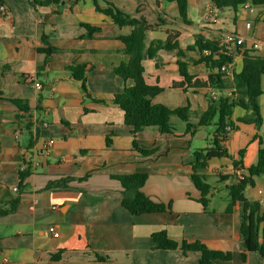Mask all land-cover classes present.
<instances>
[{
	"label": "crops",
	"instance_id": "1",
	"mask_svg": "<svg viewBox=\"0 0 264 264\" xmlns=\"http://www.w3.org/2000/svg\"><path fill=\"white\" fill-rule=\"evenodd\" d=\"M94 1L63 0L59 7L35 8L29 0H0L8 9L7 15L0 13V204L19 198L13 213L0 217V264H201L198 252L184 255L179 249L153 250L152 235L162 230L178 242L200 241L212 250L232 254L230 261L216 264H244L243 204L226 212L227 187L236 174L233 160L214 158L201 171L208 183L214 178L221 182L216 181V188L211 186L207 207L199 201L201 193L191 179L194 151L210 146L219 118L192 134L174 116L173 134L150 127L135 139L123 110L112 102L114 95L134 84L114 72L130 60L120 35L131 28H120L98 13ZM96 1L101 6L105 1L112 3L131 17L143 16L155 26L148 33L147 47L152 41H164L169 32L180 33L183 49L199 33L221 43L231 32L244 38L226 78L225 94L236 91L233 74L242 71L245 52L264 57V49H252L256 41L264 44V5L249 2L233 11L211 7L212 0H188L190 24H185L175 1ZM84 24L101 31L90 35ZM43 36L48 44L43 43ZM48 47L54 51L46 53ZM198 57L196 52H187L185 60L189 72L205 80L208 70L204 64L193 63ZM177 60L175 52L165 50L144 60L147 83L163 88L153 103L171 109L189 105L190 121L198 125L209 100L217 99L219 93L198 86L185 91L180 87L183 78ZM76 68L84 69L92 98L86 97L81 82L75 79ZM29 77L41 83L40 90ZM262 84L264 87V76ZM13 99L22 104L18 106ZM260 104L264 114V94ZM248 114L241 107L234 109L231 120L236 129L224 143L244 169L256 164L257 136L264 129L238 121ZM50 139L55 144L44 153L42 147ZM134 140L140 148L156 149V153L143 156ZM240 151H244L242 157ZM27 166L31 174L21 185L20 172ZM134 173L148 174L142 191L171 205L170 212L136 216L123 208V187L116 177ZM63 179L68 180L65 186L48 188L51 182ZM221 191L225 198L219 199ZM245 196L259 202L264 212V174L246 189ZM263 238L264 232L261 241ZM57 253L61 255L54 260L52 255ZM246 264H264V257L249 252Z\"/></svg>",
	"mask_w": 264,
	"mask_h": 264
},
{
	"label": "trees",
	"instance_id": "2",
	"mask_svg": "<svg viewBox=\"0 0 264 264\" xmlns=\"http://www.w3.org/2000/svg\"><path fill=\"white\" fill-rule=\"evenodd\" d=\"M35 7L56 5L61 6L63 0H29ZM175 1L178 6V15L180 20L185 24H190L188 21V0H169ZM95 10L109 17L115 25L120 28L130 27L131 31L128 34L120 35L121 41L125 48L123 52L130 56V60L122 63L114 69L115 74L123 78L125 81L133 80V86L126 87L122 93L114 95L112 102L124 112L125 124L132 129V134L136 139L137 135L150 127L158 128L162 134H173L175 127L172 124V117L176 116L187 125V130L190 133L199 126H209L213 124L215 118H219L217 129L210 141V146L194 151L196 157L193 166L192 182L201 193L199 201L204 207H207L211 196V185L207 182V175L201 173L208 167L210 160L214 158H231L235 169L241 170V177L237 173L234 175L235 181L227 187L228 206L227 213L233 211L237 203L243 204V222L241 224V234L245 242V250L242 253L243 263L247 262V254L249 252H258L264 257V212H261V205L257 201H250L245 196V191L248 187L254 186L256 178L264 174V129L261 134H258L259 151L256 164L244 169L241 160H235L224 147L223 139H228V134L236 129L231 117L236 107H241L249 114L246 117L239 118L242 123L255 124L259 129L264 128V114L262 113L260 97L264 94L262 79L264 76V57L251 56L245 52L243 69L238 74H233L234 85L236 91L232 94H225L228 88L226 78L229 74L222 70V67H232L234 63L235 53L230 50L229 46L216 39L207 38L199 33L195 35V41L192 45L183 49L180 45V33L169 32L167 38L162 40L152 41L147 47V36L150 31H153L155 26L149 24L146 18L131 17L117 8L114 4L106 2L103 6L99 5L95 0ZM251 2L254 5H264V0H212L214 6L218 9L230 8L237 11L239 6L246 5ZM161 20V19H160ZM162 21V20H161ZM163 22V21H162ZM90 35L95 32H100V27H92L84 24ZM43 43H47V37L43 36ZM159 50L175 52L178 58L177 64L179 72L183 78L180 83L185 91L189 88L207 87L214 92H218L217 99H210L208 109L201 115V120L198 125L191 123V110L189 105L171 109L160 103H153V98L163 91V88L158 85L147 83L145 78L144 60L154 59ZM54 49L48 47L46 53L53 52ZM187 52H196L198 59L194 60V64H204L208 70V75L205 80L198 79L195 75L189 72V63L185 60ZM75 79L82 84V88L87 98H92L85 85V71L82 68L74 70ZM3 93L0 91V96ZM20 106L22 102L17 99L12 100ZM104 103L105 101H99ZM29 130L32 124L28 125ZM230 128V129H228ZM135 149L143 156H151L156 153V149H143L138 146L134 140ZM244 151H240L242 157ZM31 174V167L20 172L21 185ZM147 173H134L129 175L117 176L123 187L122 206L132 215L140 216L153 213H168L171 211V205H166L163 202L155 200L147 196L142 188L148 180ZM68 180H60L51 182L48 188L61 187L67 184ZM19 204V198L7 203L0 204V217L13 213ZM154 243L153 250H181L184 255L189 252L200 253L201 264H216V261H230L232 254L229 252H221L208 248L200 241L178 242L169 237L167 231L162 230L152 235ZM264 240V238H263ZM61 253L52 255L56 260ZM98 259L105 258L97 255Z\"/></svg>",
	"mask_w": 264,
	"mask_h": 264
},
{
	"label": "built area",
	"instance_id": "3",
	"mask_svg": "<svg viewBox=\"0 0 264 264\" xmlns=\"http://www.w3.org/2000/svg\"><path fill=\"white\" fill-rule=\"evenodd\" d=\"M211 7H215L214 4H211ZM0 13L4 16L8 14V9L6 7V5L2 4L0 5ZM224 43L226 45L229 46L230 50L233 51V53L236 52L237 49H242L243 45L245 44L244 38L238 36L236 33L231 32L226 34L225 38H224ZM252 49L255 51H260L262 49H264V44L260 41H256L252 44ZM223 71H226L227 74L231 73V67H227L224 66L222 67ZM28 80H30L31 82L34 83V87L36 88V90H40L42 85L38 80H35L34 77H29ZM214 96V93H213ZM48 124L45 123V126H47ZM230 129V128H228ZM229 135V134H228ZM228 137V136H226ZM226 139H223V144L226 142ZM55 144V140L54 139H50L48 140L44 145H43V152L47 153L49 151V149ZM236 173L238 175V177H241V170L240 169H236ZM15 191H18V187H14ZM56 209V207H54ZM50 231L53 233L54 237H58V232L54 227L50 228Z\"/></svg>",
	"mask_w": 264,
	"mask_h": 264
},
{
	"label": "rangeland",
	"instance_id": "4",
	"mask_svg": "<svg viewBox=\"0 0 264 264\" xmlns=\"http://www.w3.org/2000/svg\"><path fill=\"white\" fill-rule=\"evenodd\" d=\"M203 144V143H202ZM203 146V145H202ZM216 181H218V179L216 178H214V179H210L209 180V183L211 184V186L213 187V188H216L217 187V184H218V182H216ZM219 183H221V182H219ZM227 192V191H226ZM218 198L219 199H221V198H225V192H223V191H221V192H219L218 193Z\"/></svg>",
	"mask_w": 264,
	"mask_h": 264
}]
</instances>
